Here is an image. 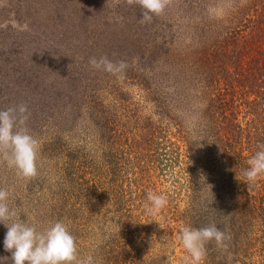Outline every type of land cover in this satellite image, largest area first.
<instances>
[{"label": "trees", "instance_id": "obj_1", "mask_svg": "<svg viewBox=\"0 0 264 264\" xmlns=\"http://www.w3.org/2000/svg\"><path fill=\"white\" fill-rule=\"evenodd\" d=\"M200 34L196 28L188 52L134 84L139 102L105 79L114 101L103 93L108 85L94 95L50 82L42 102L53 110L38 102L27 128L48 169L38 184L48 191L46 203L30 220L38 230L63 221L92 264H173L167 255H175L182 227L215 224L230 239L226 248L206 244L203 264H264V175L254 183L243 175L264 147V0L236 5L212 37L198 41ZM155 162L172 170L167 191L151 180ZM149 193L168 201L151 217ZM165 215L177 222L170 235Z\"/></svg>", "mask_w": 264, "mask_h": 264}, {"label": "rangeland", "instance_id": "obj_2", "mask_svg": "<svg viewBox=\"0 0 264 264\" xmlns=\"http://www.w3.org/2000/svg\"><path fill=\"white\" fill-rule=\"evenodd\" d=\"M245 1L167 0L160 15H153L150 22H141L144 10L137 0L131 3L129 0H0V110L23 104L31 111L39 102L38 105L52 111L42 102L52 90L51 81L78 87L80 94L89 88L94 95L97 86L108 85L104 84L105 81L109 84L117 82L124 86L127 96H131L127 100L139 102L142 98L140 88L134 84L150 79L151 74L168 67L174 55L188 52V47L195 43L196 28L201 32L198 41L206 34L212 37L219 21ZM101 57H106L114 65L123 61L127 68L115 75L91 68L89 60ZM7 68L10 71L6 74ZM53 91H56L54 86ZM98 93L102 94V88ZM103 93L107 101H114L109 85ZM55 97L58 100L59 96ZM55 97L47 103L56 109ZM117 101L125 104V100ZM62 102L63 99L60 106ZM62 107L65 113L69 112L68 106ZM152 107H147L145 112L149 114ZM29 125L30 121H27L26 127ZM58 125L60 129L64 128L63 123ZM178 144L183 151L186 144ZM39 161L40 155L37 156V174L25 179L0 159V188L10 194L8 206L29 224L32 223V214L43 204V196L48 195L43 186L38 187L39 179L48 171ZM156 165L159 169L151 180L156 189L167 191L171 188L172 170L155 162ZM180 167L184 168L183 165ZM170 217L165 215L163 221L162 228L167 235L177 225ZM6 231L0 225V257L10 258L11 253L3 247ZM177 242L175 255L167 256L173 264H189L185 250ZM79 257L89 261L91 255ZM5 264H11L10 259L5 260Z\"/></svg>", "mask_w": 264, "mask_h": 264}, {"label": "clouds", "instance_id": "obj_3", "mask_svg": "<svg viewBox=\"0 0 264 264\" xmlns=\"http://www.w3.org/2000/svg\"><path fill=\"white\" fill-rule=\"evenodd\" d=\"M131 3L132 0H129ZM144 10L141 22H150L153 15H160L167 0H137ZM89 65L95 70H102L113 75L123 72L127 64L121 61L114 65L106 57L91 58ZM27 105H17L0 110V159L22 178H31L37 174V155L39 141L26 127L29 119ZM248 168L243 175L248 183H254L264 175V147L248 160ZM9 192L0 188V225L7 231L3 240L10 258L0 257V264L5 260L11 264H90V260L79 257L78 244L69 227L63 221H56L44 230H38L33 224L20 219L17 211L10 209L7 201ZM145 205V215L155 216L168 201L163 195L149 193ZM178 239L187 253L189 264H203L206 258V244L215 241L219 248H226L225 241L230 239L215 224L203 228L182 227Z\"/></svg>", "mask_w": 264, "mask_h": 264}]
</instances>
